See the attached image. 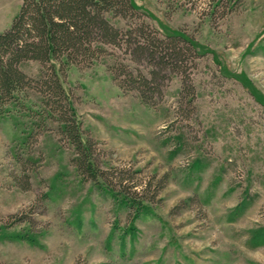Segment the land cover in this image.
Returning a JSON list of instances; mask_svg holds the SVG:
<instances>
[{"label":"rangeland","instance_id":"obj_1","mask_svg":"<svg viewBox=\"0 0 264 264\" xmlns=\"http://www.w3.org/2000/svg\"><path fill=\"white\" fill-rule=\"evenodd\" d=\"M22 1L0 0V33ZM133 1L138 14L111 24L180 31L200 54L164 70L148 104L114 80L116 66L154 68L124 47L61 74L112 192L79 174L55 122L22 119L27 139L0 117V264H264V0Z\"/></svg>","mask_w":264,"mask_h":264},{"label":"trees","instance_id":"obj_2","mask_svg":"<svg viewBox=\"0 0 264 264\" xmlns=\"http://www.w3.org/2000/svg\"><path fill=\"white\" fill-rule=\"evenodd\" d=\"M140 10L133 0H23L10 27L0 33V117H13L25 134L26 124L40 129L47 120L55 122L61 139L75 151L73 163L79 174L111 192L113 180L99 167L94 142L81 128L61 74L69 66L94 65L107 46L124 47L134 61L144 57L154 68L148 79L127 66H116L111 70L114 80L123 89L136 90L148 104L159 89L161 73L183 71L189 55L200 51L180 31L158 32L143 22L121 29L107 18H131ZM29 62L39 65L34 76L24 70ZM182 83V91L191 96V87L184 79ZM28 90L36 96L29 98ZM117 179L120 184L126 180ZM135 187L122 194V203L139 211L144 198ZM144 187L148 191L149 186Z\"/></svg>","mask_w":264,"mask_h":264}]
</instances>
